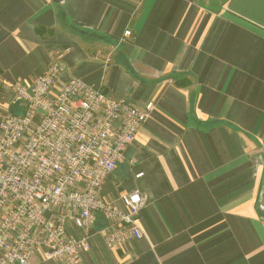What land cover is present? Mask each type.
<instances>
[{"label":"crops","instance_id":"crops-1","mask_svg":"<svg viewBox=\"0 0 264 264\" xmlns=\"http://www.w3.org/2000/svg\"><path fill=\"white\" fill-rule=\"evenodd\" d=\"M55 62L61 84L155 104L102 189L144 196L146 238L95 234L84 264H264V0H0V120Z\"/></svg>","mask_w":264,"mask_h":264},{"label":"built area","instance_id":"built-area-1","mask_svg":"<svg viewBox=\"0 0 264 264\" xmlns=\"http://www.w3.org/2000/svg\"><path fill=\"white\" fill-rule=\"evenodd\" d=\"M60 75L55 62L33 83L15 82L25 112L0 120V264H31L40 251L48 262L84 264L95 234L110 250L146 238L144 196L109 200L102 189L155 104L138 108ZM99 215L105 227L96 232Z\"/></svg>","mask_w":264,"mask_h":264}]
</instances>
